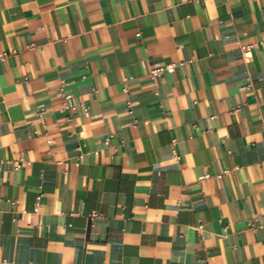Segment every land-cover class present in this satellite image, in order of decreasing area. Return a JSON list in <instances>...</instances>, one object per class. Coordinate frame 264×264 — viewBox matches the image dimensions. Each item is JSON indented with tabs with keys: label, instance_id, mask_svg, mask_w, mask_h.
<instances>
[{
	"label": "crops",
	"instance_id": "0c3cea01",
	"mask_svg": "<svg viewBox=\"0 0 264 264\" xmlns=\"http://www.w3.org/2000/svg\"><path fill=\"white\" fill-rule=\"evenodd\" d=\"M0 264H264V0H0Z\"/></svg>",
	"mask_w": 264,
	"mask_h": 264
},
{
	"label": "built area",
	"instance_id": "2783aa9c",
	"mask_svg": "<svg viewBox=\"0 0 264 264\" xmlns=\"http://www.w3.org/2000/svg\"><path fill=\"white\" fill-rule=\"evenodd\" d=\"M250 48H251L250 45H247L246 47L243 48V54L246 57H250ZM175 65H176L175 63H168L165 65L155 66L149 70L148 77L150 79H155L156 77H158L159 75H161L163 73H171L174 70ZM63 99L65 101V107L71 108V109L75 108V105L72 104V102H71V95L70 94H64ZM224 172H226V171H223V173ZM218 176H221V175H218ZM206 177H208V175L200 176L199 179L206 178ZM39 199H40V195H37L35 210L38 207ZM90 216H94V215L92 214Z\"/></svg>",
	"mask_w": 264,
	"mask_h": 264
}]
</instances>
